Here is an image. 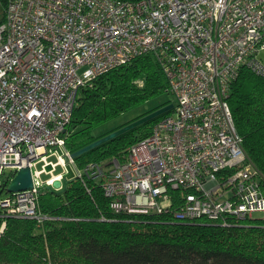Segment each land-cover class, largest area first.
I'll return each instance as SVG.
<instances>
[{
  "label": "built area",
  "instance_id": "1",
  "mask_svg": "<svg viewBox=\"0 0 264 264\" xmlns=\"http://www.w3.org/2000/svg\"><path fill=\"white\" fill-rule=\"evenodd\" d=\"M143 56L165 74L172 113L123 158L80 168L66 143L79 91ZM244 69L264 79V0H8L0 182L29 167L33 188L0 200V216L57 220L41 212L40 199L56 180L63 189L68 162L75 179L101 187L117 215L221 227L256 219L264 213L262 178L229 103Z\"/></svg>",
  "mask_w": 264,
  "mask_h": 264
},
{
  "label": "trees",
  "instance_id": "2",
  "mask_svg": "<svg viewBox=\"0 0 264 264\" xmlns=\"http://www.w3.org/2000/svg\"><path fill=\"white\" fill-rule=\"evenodd\" d=\"M7 7L8 0H0V26L6 22ZM167 93L171 100L95 135L99 126ZM172 103L165 74L151 56L140 57L79 91L67 149L74 154ZM229 103L248 161L258 170L264 189V79L244 69L232 86ZM171 113L86 152L76 164L83 168L90 162L123 158ZM9 184V178L0 182V200L10 195ZM40 209L57 220L39 225L36 220L0 216V264H264V219L221 227L174 222L168 216L117 215L98 184L85 186L80 179L61 194L46 192Z\"/></svg>",
  "mask_w": 264,
  "mask_h": 264
},
{
  "label": "water",
  "instance_id": "3",
  "mask_svg": "<svg viewBox=\"0 0 264 264\" xmlns=\"http://www.w3.org/2000/svg\"><path fill=\"white\" fill-rule=\"evenodd\" d=\"M174 108V104H170L164 108H161L135 122H132L130 124H128L127 126L99 139L98 141L94 142L93 144L79 150L78 152L72 154V158L73 159H76L77 157L85 154L86 152L106 143L107 141L109 140H112L146 122H149L167 112H170L172 109ZM52 170V166L49 165L47 167V171H51ZM75 179L73 180H68V179H64L63 181V184H64V187L63 189L59 190V192H57L55 189H60L61 186H62V182L59 181V180H56L53 184V188H52V191L53 192H56L58 194H61L63 192L66 191V188L67 186L69 185V183H71L72 181H74ZM33 188V178H32V173H31V169L29 167H25V168H22L21 170H19L15 176V178L11 181V183L9 184V187H8V193H17V192H21V191H26V190H30Z\"/></svg>",
  "mask_w": 264,
  "mask_h": 264
},
{
  "label": "rangeland",
  "instance_id": "4",
  "mask_svg": "<svg viewBox=\"0 0 264 264\" xmlns=\"http://www.w3.org/2000/svg\"><path fill=\"white\" fill-rule=\"evenodd\" d=\"M171 100V96L170 94H164L162 95L161 97L155 99V100H152V101H149L147 102L145 105L143 106H140L138 108H134L116 118H114L112 121H109L101 126H99L95 131V135L98 134V135H104L112 130H114L115 128L119 127L120 125L122 124H125L129 121H132L134 120L135 118L139 117L140 115H142L143 113L145 112H148L152 109H154L156 106L158 107L159 105H161L162 103L164 102H167ZM61 153L63 156L64 155V152L61 150ZM54 161H57L56 158L53 159ZM65 161H66V158H65ZM42 166L39 165L38 166V169H41ZM67 168L68 170L70 171V176H69V180H73L75 179V169L72 165H70L68 162H67ZM11 170H8L7 173H10ZM56 174L54 176H57V175H60V174H64L65 173V169L63 167H58L56 169ZM51 174H43L42 175V181L43 182H46L48 179H51ZM255 218L256 219H264V213H258V214H255Z\"/></svg>",
  "mask_w": 264,
  "mask_h": 264
},
{
  "label": "bare ground",
  "instance_id": "5",
  "mask_svg": "<svg viewBox=\"0 0 264 264\" xmlns=\"http://www.w3.org/2000/svg\"><path fill=\"white\" fill-rule=\"evenodd\" d=\"M64 160V159H63ZM97 163V162H96ZM59 176V175H58ZM58 176H54V178L58 177ZM60 177H58L57 179H59ZM52 179V178H51Z\"/></svg>",
  "mask_w": 264,
  "mask_h": 264
},
{
  "label": "crops",
  "instance_id": "6",
  "mask_svg": "<svg viewBox=\"0 0 264 264\" xmlns=\"http://www.w3.org/2000/svg\"><path fill=\"white\" fill-rule=\"evenodd\" d=\"M98 135V134H97Z\"/></svg>",
  "mask_w": 264,
  "mask_h": 264
}]
</instances>
